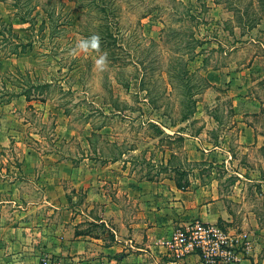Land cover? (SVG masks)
I'll list each match as a JSON object with an SVG mask.
<instances>
[{
	"label": "rangeland",
	"instance_id": "rangeland-1",
	"mask_svg": "<svg viewBox=\"0 0 264 264\" xmlns=\"http://www.w3.org/2000/svg\"><path fill=\"white\" fill-rule=\"evenodd\" d=\"M15 2L0 0V100L30 90L31 130L50 145L102 160L125 152L132 168L160 174L184 138L152 141L150 118L198 134L264 110V0H105L108 12L92 0H19L28 22ZM67 118L77 135L70 144L58 136ZM211 131L213 139L222 132ZM87 138L90 147L77 143ZM17 155L1 150L0 168ZM6 177L0 172V191H18Z\"/></svg>",
	"mask_w": 264,
	"mask_h": 264
},
{
	"label": "crops",
	"instance_id": "crops-1",
	"mask_svg": "<svg viewBox=\"0 0 264 264\" xmlns=\"http://www.w3.org/2000/svg\"><path fill=\"white\" fill-rule=\"evenodd\" d=\"M27 101L25 94L0 100V152H18L0 168L18 190L0 191V264H43L44 254L51 264H206L199 252L181 257L165 244L196 220L248 234L236 261L213 264H264L263 109L236 113L226 127L215 120L216 139L212 129L192 134L161 124L184 137L183 150L161 160L160 174L147 175L125 152L102 160L50 145L47 134L31 130ZM68 120L58 136L70 144L77 135ZM21 181L42 191H23Z\"/></svg>",
	"mask_w": 264,
	"mask_h": 264
},
{
	"label": "built area",
	"instance_id": "built-area-1",
	"mask_svg": "<svg viewBox=\"0 0 264 264\" xmlns=\"http://www.w3.org/2000/svg\"><path fill=\"white\" fill-rule=\"evenodd\" d=\"M248 243L247 233L232 234L219 223L201 220L177 227L165 241L166 246L181 257L199 252L206 264L216 263L218 259L232 263L238 259L237 249ZM41 262L51 264L54 260L44 254Z\"/></svg>",
	"mask_w": 264,
	"mask_h": 264
},
{
	"label": "trees",
	"instance_id": "trees-1",
	"mask_svg": "<svg viewBox=\"0 0 264 264\" xmlns=\"http://www.w3.org/2000/svg\"><path fill=\"white\" fill-rule=\"evenodd\" d=\"M18 1L19 0H16V2H15V4H16V6L19 4L18 3ZM92 1H97V3L98 4H102V6H101V9L104 11V12H106L107 11V2H105V0H92ZM17 8H18V6H17ZM108 11H110L109 10V8H108ZM107 11V12H108ZM18 17L23 21V22H28V21H30L31 19H28V15H27V13H25V11L22 9V11L20 12L19 11V8H18ZM113 12V11H112ZM115 14V13H114ZM114 14H112V17H114L115 15ZM110 15V14H109ZM110 17L111 16H109L108 17V19L107 20H109L110 19ZM47 18H49V17H47V15L45 16V18H44V21L45 20H47ZM50 19V18H49ZM3 22L5 23V26H7V28L6 29H8V30H13V24L11 23V22H5V19H3ZM108 24H109V26L107 25V35L109 36H113L114 34H115V32H114V29H117V22L116 21H113L112 19H110L109 20V22H108ZM105 36V35H104ZM104 36L102 37V39L104 38ZM87 47H90V48H93L94 49V51H102V48H100V47H98V46H91V45H89V46H87ZM48 84H50V83H48ZM20 94H25L26 95V97H27V99L28 100H31L30 98V96H31V91L29 90H27V91H24V92H22V93H19L18 95H20ZM118 108H119V106H117ZM188 113L186 112L185 114H184V120L185 119H187L189 116L187 115ZM148 123H149V126H152V127H154V131L153 132H151L150 134H149V136H150V138H164V137H166V138H172L174 135H172V134H169V133H166V131L164 130V128L162 127V125L161 124H164L165 125V123H163V121H160V120H158V119H155V118H150L149 120H148ZM182 136V135H181ZM181 138H184L183 136L181 137Z\"/></svg>",
	"mask_w": 264,
	"mask_h": 264
}]
</instances>
